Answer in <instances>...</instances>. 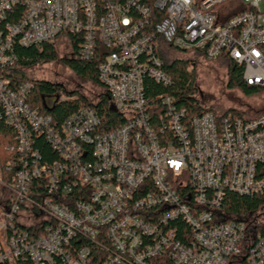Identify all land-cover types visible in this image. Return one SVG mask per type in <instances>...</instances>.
<instances>
[{"label": "built area", "instance_id": "2783aa9c", "mask_svg": "<svg viewBox=\"0 0 264 264\" xmlns=\"http://www.w3.org/2000/svg\"><path fill=\"white\" fill-rule=\"evenodd\" d=\"M263 3L0 0V124L14 133L0 264H264V213L226 209L228 193L264 195V113L191 115L154 89L172 86L166 56L200 53L242 68L264 103ZM70 37L100 86L57 125L32 107L17 48Z\"/></svg>", "mask_w": 264, "mask_h": 264}, {"label": "trees", "instance_id": "16d2710c", "mask_svg": "<svg viewBox=\"0 0 264 264\" xmlns=\"http://www.w3.org/2000/svg\"><path fill=\"white\" fill-rule=\"evenodd\" d=\"M71 55L64 59L63 62L74 74L79 78L88 80L96 86H100L98 79V63L99 61H82L78 59L77 53L79 45L75 41V37H70ZM17 53L20 57L19 67L21 68V81L32 82L34 89L32 92L31 105L40 109L44 114L50 115L57 125H60L70 115L77 112L80 108L88 107L89 101L77 91H68L62 85L39 81L31 78L26 73L28 70L43 64L52 63L59 60L57 47L54 44H44L40 47H18ZM166 60V59H165ZM167 71L172 78V86L169 89H160L155 85L154 89H159L161 93L170 95L176 100L178 106L186 108L191 115H199L204 111L215 112L212 108H204L198 97L197 88L195 87V69L190 70L188 61H169L166 60ZM229 87L240 88L248 97L260 94L262 98V90L258 87H252L245 84L242 77V68L238 67L232 61H229ZM51 95H66V100L55 104L54 107H48L46 98ZM232 113L240 117H255L264 113L249 114L247 112L229 109L220 114ZM0 144L2 146V154L6 157L10 156L8 147L14 144V133L9 127L0 124ZM44 157L49 160L54 159V154L50 150L48 144L39 139L36 143ZM7 161V160H6ZM227 212L238 216H249L250 214L264 213V195L258 197H243L233 193L226 195Z\"/></svg>", "mask_w": 264, "mask_h": 264}, {"label": "rangeland", "instance_id": "374dc122", "mask_svg": "<svg viewBox=\"0 0 264 264\" xmlns=\"http://www.w3.org/2000/svg\"><path fill=\"white\" fill-rule=\"evenodd\" d=\"M261 8L264 10V3L261 4ZM56 47L59 54L58 61L40 64L28 70L26 74L34 79L47 80L62 85L69 91H77L89 101L94 100L99 92L96 85L79 78L63 62L71 55L70 46L58 43ZM166 60L170 62L188 61L189 64L193 65L197 97L204 108H212L216 114L229 109L247 112L251 115L264 111V103L259 93L253 97H248L240 88L229 87L228 59L208 60L200 53L180 54L175 52L171 56H166ZM190 67L189 69L192 70ZM9 159V156L6 157L2 154L0 144V177H4V168Z\"/></svg>", "mask_w": 264, "mask_h": 264}]
</instances>
